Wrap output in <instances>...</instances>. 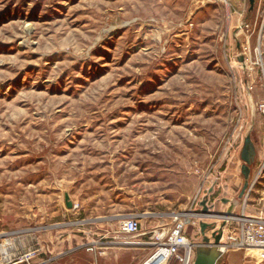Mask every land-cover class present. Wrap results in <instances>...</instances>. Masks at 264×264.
<instances>
[{"label":"rangeland","instance_id":"374dc122","mask_svg":"<svg viewBox=\"0 0 264 264\" xmlns=\"http://www.w3.org/2000/svg\"><path fill=\"white\" fill-rule=\"evenodd\" d=\"M248 8L0 0V243L14 238L21 250L27 236L63 223L135 217L148 244L162 245L206 196L226 219L264 212V194L237 200L247 135L258 148L252 178L264 177V0ZM203 223L217 230L221 220ZM198 229L184 231L189 264L197 247L213 245L212 230L204 243Z\"/></svg>","mask_w":264,"mask_h":264},{"label":"crops","instance_id":"0c3cea01","mask_svg":"<svg viewBox=\"0 0 264 264\" xmlns=\"http://www.w3.org/2000/svg\"><path fill=\"white\" fill-rule=\"evenodd\" d=\"M247 17L248 15H246L243 21L248 24ZM239 27H243L242 22L241 24L239 23ZM243 68H245V66ZM251 140L256 151V158L258 153L257 144L253 139ZM242 146L243 144L238 151L240 163L237 167L241 182L242 176L240 174V168L242 166V161L240 159V153ZM255 158L251 165L252 184L246 195L247 199H259V197L264 194V177L262 180L260 179V181L257 180V178H255V180L252 178ZM204 199L209 201V196H206ZM219 200L222 203L227 201L223 198ZM216 203L217 200L214 199L213 203L208 204L209 210L214 213H217L215 211ZM200 211L201 207L198 213H200ZM260 213L261 212L255 213V216H258ZM99 222L100 221L97 220L96 223L92 225L72 226L70 228L63 223L58 225V227L48 228L36 239L34 234H31L26 238L25 248L21 250L18 249L19 252H17V254L23 255L29 250H40L36 257L28 264H141L151 256L154 247L148 244L145 231L140 232V234L135 237H130L119 233L118 226H102L98 225ZM198 232L199 236L203 238L199 229ZM8 240L14 241V238H8ZM5 242L6 241L1 242L0 245H3ZM126 242H132L133 244H127ZM91 247H93L94 250L88 251ZM243 256V253L237 249L225 248L224 253L219 257L216 264H241L244 259Z\"/></svg>","mask_w":264,"mask_h":264},{"label":"built area","instance_id":"2783aa9c","mask_svg":"<svg viewBox=\"0 0 264 264\" xmlns=\"http://www.w3.org/2000/svg\"><path fill=\"white\" fill-rule=\"evenodd\" d=\"M263 88H264V73L262 74ZM258 113L264 117V99L257 104ZM208 204V200H207ZM72 208H76L73 207ZM206 220L201 215L194 216L193 221L188 223L177 220L173 225L171 231L165 235V243L162 245H153L154 250L151 256L142 264H149L153 259L155 264H168L173 258L179 264H189L191 249L193 245L185 237V228L187 225L194 226ZM118 231L126 236L135 237L140 234L139 221L135 217H129L118 225ZM226 232V234H225ZM226 238V245L224 247L233 248L241 251L245 258H249L254 264H264V212L258 216H242L236 219H226L223 228L221 240ZM127 243V242H126ZM127 244H133L128 242ZM91 247L88 251H93ZM18 249L14 241L6 240L0 245V264H28L36 257L39 250H29L23 255L17 254ZM165 252V256L162 255Z\"/></svg>","mask_w":264,"mask_h":264},{"label":"water","instance_id":"95a60500","mask_svg":"<svg viewBox=\"0 0 264 264\" xmlns=\"http://www.w3.org/2000/svg\"><path fill=\"white\" fill-rule=\"evenodd\" d=\"M254 4H255V0H248V12L251 13L254 9ZM237 61L244 67V61H243V57L239 56ZM255 158V149L254 146L251 142L250 136L247 135L243 141V146L241 149V153H240V159L242 161V166L240 168V174L242 176V187L240 189V192L237 196V200H241L243 199L247 192L250 189V180H251V165L253 164ZM65 207L70 210L72 208V204L69 201V198L67 195H65ZM207 199H204L201 203H200V207H201V211L200 213H198L199 215H201L202 217H204L205 219H211V220H221V224L219 226V228L217 230H215V225L214 224H208V223H200L199 224V230H200V234L203 236V242L204 243H208V239L205 237V231L207 229H211L212 230V234H211V238L213 240V245H211L212 248L219 246V242L222 238V234H223V228L225 226V222H226V217H228V215H219L217 213H210L209 212V208H207ZM219 257L215 260H213V262L210 263H203V264H216L218 261ZM195 264V263H194Z\"/></svg>","mask_w":264,"mask_h":264},{"label":"bare ground","instance_id":"6f19581e","mask_svg":"<svg viewBox=\"0 0 264 264\" xmlns=\"http://www.w3.org/2000/svg\"><path fill=\"white\" fill-rule=\"evenodd\" d=\"M108 35H112V31ZM223 253H224V247H221L220 245L214 248H212L211 246L197 247L194 263L203 264V263L213 262V260L220 257ZM162 255L165 256V252H162ZM155 263L156 260L153 259L149 264H155Z\"/></svg>","mask_w":264,"mask_h":264}]
</instances>
